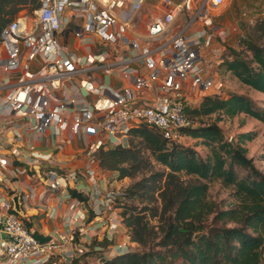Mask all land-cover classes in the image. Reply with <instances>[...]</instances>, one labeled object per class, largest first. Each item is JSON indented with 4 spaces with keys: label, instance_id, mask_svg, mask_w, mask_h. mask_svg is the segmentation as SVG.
<instances>
[{
    "label": "built area",
    "instance_id": "1",
    "mask_svg": "<svg viewBox=\"0 0 264 264\" xmlns=\"http://www.w3.org/2000/svg\"><path fill=\"white\" fill-rule=\"evenodd\" d=\"M38 1V8L17 15L0 34V47L5 53L4 70L20 72L17 81L9 86L4 107L13 115L30 118L31 130L36 135H43L54 127L57 135L71 129L72 135L92 131L103 137L86 148V153L92 157L82 173L49 167L45 164L51 163V156L31 149L30 171L23 169L20 173H31V177L40 182V198L59 189H75L81 175L95 186L99 166L93 155L103 147L123 146L129 131L138 126L157 130L169 142L183 143L187 140L184 131L193 128L185 112L188 88L222 95L221 84L205 73L202 48L209 46L216 36L227 34L213 24V17L225 9L226 0H180L177 3L161 0L167 9L148 21L142 35L133 27L126 9L130 6L137 11L146 0ZM181 12L189 15L188 25L199 20L204 28L191 36L182 31L170 32V37L166 38ZM68 25L74 26L73 35L81 44L88 36H96L97 51L83 56L65 54L57 35ZM117 45L130 49L131 53L118 56L117 48L114 49ZM109 47H113L115 53H111ZM34 60L39 61L36 71L30 68ZM134 66L145 67L147 73H139ZM115 69L128 76L130 86L111 89L94 79L79 78L78 86L95 97L91 103L79 102V109H74L78 103L74 98L53 95L68 78L88 76L97 70L110 73ZM12 155L18 157L20 152L12 151ZM8 163L0 158V167L5 168ZM117 195L107 189L101 206L113 210ZM35 197L33 191L30 198ZM110 225L107 229L104 227L103 239L113 236L115 225ZM67 246L78 247L75 231L40 240L12 211L11 203L0 197V264H47ZM110 252L115 257L128 250L118 245Z\"/></svg>",
    "mask_w": 264,
    "mask_h": 264
},
{
    "label": "trees",
    "instance_id": "2",
    "mask_svg": "<svg viewBox=\"0 0 264 264\" xmlns=\"http://www.w3.org/2000/svg\"><path fill=\"white\" fill-rule=\"evenodd\" d=\"M28 2L30 13L40 6L38 0H0V34ZM257 24L255 30L261 33L264 20ZM245 45L250 60L234 52L222 65L244 86L264 94V45ZM185 112L191 122L201 120L200 126L184 133L207 148L204 157L191 147L165 140L145 125L129 131L127 144L98 151L99 167L116 174L118 180L145 173L151 167L150 159L164 170L150 172L126 191L125 199L138 200L143 204L140 209L128 204L115 207L122 209L130 242L142 250L102 264H264V175L243 147L254 135L242 133L233 144L218 126L222 118L239 115L264 123V109L246 96L231 94L206 96L198 107ZM212 116L214 121L203 122ZM259 158L264 161V149ZM238 170L246 175L240 177ZM215 181L232 190L235 202L231 207L220 210L208 200L209 184ZM71 195L84 200L76 192ZM153 219L156 226L150 225ZM109 244L105 240L97 245Z\"/></svg>",
    "mask_w": 264,
    "mask_h": 264
},
{
    "label": "crops",
    "instance_id": "3",
    "mask_svg": "<svg viewBox=\"0 0 264 264\" xmlns=\"http://www.w3.org/2000/svg\"><path fill=\"white\" fill-rule=\"evenodd\" d=\"M178 2H180V0ZM252 3L255 7L258 2L253 0ZM247 6L248 0H228L223 12L225 11L227 18H232L234 21L236 11L238 9L242 10ZM167 7L168 6L161 2V0H146L143 6L137 10L138 12L133 11L130 6H128L126 10L130 13L129 15L133 27L136 25L135 30L138 34L142 35L148 21L153 16L166 10ZM19 14L20 13L17 15ZM241 15L246 19L250 18L246 11H242ZM188 16L189 15L184 12L178 13L166 38L170 37V32L174 34L182 31L183 34L191 36L198 33L201 28H204L199 20L188 25ZM144 25L145 28L143 30L141 27H144ZM214 25L220 26L218 23ZM73 27L72 25H68L67 28H64L57 35V39L64 53L83 56L90 51L92 53L97 51V45H95L98 41L97 37L88 36L87 41L81 44L73 35ZM225 28V33H231L236 29V26L230 24ZM116 48L117 51L115 52L120 57H124L131 53L130 49L123 46H114L115 50ZM109 51L115 53L113 47H109ZM221 52L222 49L215 44V38H213L209 46L202 48L203 63L217 62L218 58H221ZM4 58L5 53L0 47V158L9 161L5 168L0 167L1 200H7L11 203L12 211L18 217L22 218L29 228L35 231L36 236L40 240H46L56 234L68 233L70 230L75 231L76 246L78 247L67 246L64 252L53 256L47 264H77L82 259V256H80L82 252L83 254L91 252L90 256L92 257L99 255V252H103L106 249L107 251H104V254L109 253L106 259L112 258V256H110V251L113 247L118 245L128 246L131 243L129 242L126 229L120 226L115 229L112 237L103 239L106 229L102 225L110 222V219H113V221L117 220L113 210H108L106 207L101 206L103 195L109 188L106 183V176L110 174L109 172L99 167L96 172L95 186L90 185L87 179L81 175L77 179V187L75 189H59L43 198H40V191L42 188L40 182L35 177H31V173H20L21 170H29L30 168L28 163L31 149L34 152L51 156V163L45 164L49 167H55L59 171L82 173L92 157L86 153V148L90 143H97L103 137L97 132L92 131L72 135L71 129L57 135L54 127L47 129L43 135H36L31 130L33 121L30 118L13 115L4 107L3 101L9 86L17 81L20 74V72L5 71L3 68ZM220 61L221 62H218L219 64L223 62V59ZM38 67L39 61L34 60L31 62L30 68L32 71H36ZM133 68H136L141 74L147 73V69L143 66H134ZM204 69L207 75H210L217 83H220L217 77L209 71L207 65ZM79 78L94 79L95 82L102 83L104 86L111 89H123L130 86V79L128 76L125 77L122 75L121 71L116 69L110 73L97 70L88 76H74L68 78L66 82H64V86L53 95L57 98H63L65 95L74 98L78 102L74 109H79L81 106L79 102L91 103L95 98L92 94L87 95L81 87L78 86ZM220 84L222 86V83ZM200 94L202 97L213 95L212 93L205 94L204 92H200ZM52 98L55 100L53 96ZM15 150L20 152V156L15 157L12 155V151ZM97 156L98 153L93 155L95 158ZM104 174H106V176H104ZM33 191L38 198H30V194H32ZM72 192L80 194L84 200L72 197ZM15 196L19 197L18 203L21 215L14 211L13 198ZM120 230H123L125 234H120ZM121 236L124 237L123 242L120 241ZM105 240L111 244L106 247L97 245ZM76 252L80 253L78 254L79 256ZM90 264L97 263L91 261Z\"/></svg>",
    "mask_w": 264,
    "mask_h": 264
},
{
    "label": "rangeland",
    "instance_id": "4",
    "mask_svg": "<svg viewBox=\"0 0 264 264\" xmlns=\"http://www.w3.org/2000/svg\"><path fill=\"white\" fill-rule=\"evenodd\" d=\"M173 3H177L179 0H172ZM228 0H226L227 2ZM257 5H253V0H248V6L242 10H237L235 20L233 21L232 18H227L225 15V11L220 13L217 16H214L213 24L218 23L222 28L219 30L225 31V27L231 25L236 26V29L233 30L231 33H227L225 36L222 34L221 36L215 37V44L219 46L222 49L221 52V58H218L217 62H210V63H203V66L209 69L212 74H214L218 82L222 83L223 86V92L221 97L225 98L228 95L231 94H238L243 95L251 99L257 106L264 109V94L258 93L242 84L240 81H238L234 76H232L230 73H228L224 66H222V63L219 64L218 62H221L220 60H227L229 58H232L234 56V52L239 53L240 56L245 58L246 60H250L251 58V52L246 49V43L247 42H255L259 45H264V30L261 29L260 31L255 30L259 25L257 22H260L261 20H264V0H255ZM31 7V3H25L24 7L18 12H29V9ZM242 11H246L248 19L244 18V16L241 15ZM138 12V11H137ZM17 13V14H18ZM136 27V25H135ZM143 30L145 28L141 27ZM232 28V27H231ZM146 30V29H145ZM145 32V31H144ZM212 91L206 92L207 94L211 93ZM187 97V108L193 109L199 106L200 102L204 97L201 96V94L196 90H190L188 88L187 94H185ZM215 116H212L210 119H203V122H212L214 121ZM193 127L200 126L201 120H196L195 122H192ZM218 126L225 134L226 138L229 139V141H233L235 143L236 137L242 133H251L254 135V138L251 141H248L244 144V148L247 150V157L253 160V164L255 168L264 175V161L260 160V155L262 154V151L264 149V123L258 122L248 116L245 115H239L232 119L229 118H222L221 121L218 122ZM123 142L127 144V139H123ZM182 146L185 147H191L193 148L198 154L201 156H206L208 153L207 148L200 145V142L197 140H191L188 138L187 140L183 141L181 143ZM151 161V167H149V170L146 171L143 174L138 175L135 178H125L122 180L117 179L116 174H104L107 178V186L109 187L108 190L113 191L115 195L114 204H113V212L117 218L116 221H113V219H110V223L106 226H111L110 224L115 225V229L118 228V226L125 228L122 218L120 214L122 213V209L115 208L119 206V204H128L132 207H137V209H140L143 204H140L138 200H127L125 199L126 191L139 182L143 176H149L150 172H162L163 167L157 165L155 162ZM238 175L240 177H243L246 175V172L243 170H238ZM183 180L185 177L182 178ZM232 190L229 188L223 187L220 182H211L209 184L208 194L207 198L209 201L215 204L218 209L224 210L232 206V204L235 202L234 199L231 197ZM157 203L156 205H158ZM146 205V203L144 204ZM150 225L156 226L157 222L156 219L150 220ZM104 226V227H106ZM107 229V227H106ZM126 229V228H125ZM115 231V230H114ZM120 234H125L123 230H120ZM127 233V229H126ZM128 237L129 234L127 233ZM120 241H124V237H120ZM130 242V239H129ZM128 246H125V248L130 251H141L142 248L136 244L132 243ZM109 250V249H108ZM104 251H107L104 250ZM103 252H99V255L90 256L91 252H87L86 254H80L76 252V254H80L82 256V259L77 264H90L91 261L94 263L100 264L103 262L106 258H108L109 253L104 254ZM79 256V255H78ZM90 256V257H89ZM110 256H114L110 253Z\"/></svg>",
    "mask_w": 264,
    "mask_h": 264
},
{
    "label": "water",
    "instance_id": "5",
    "mask_svg": "<svg viewBox=\"0 0 264 264\" xmlns=\"http://www.w3.org/2000/svg\"><path fill=\"white\" fill-rule=\"evenodd\" d=\"M231 142L234 144L233 141H231ZM18 199H19L18 196H15V197L13 198L14 211H15L17 214L21 215V212H20V206H19V203H18Z\"/></svg>",
    "mask_w": 264,
    "mask_h": 264
}]
</instances>
